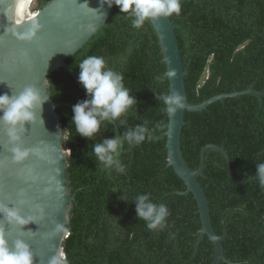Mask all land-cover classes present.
<instances>
[{
	"label": "trees",
	"instance_id": "1",
	"mask_svg": "<svg viewBox=\"0 0 264 264\" xmlns=\"http://www.w3.org/2000/svg\"><path fill=\"white\" fill-rule=\"evenodd\" d=\"M52 0H35L39 9ZM133 14L115 5L98 33L67 61L79 74L87 56H102L109 68L124 75L136 104L118 120L106 122L94 137L75 132L72 105L90 99L86 91L61 67L49 76V90L67 129L71 154L67 179L75 194L64 251L69 264H213L214 246L208 236L195 243L202 227L196 199L184 181L168 166L166 148L169 115L161 99L170 95L167 64L158 33L151 22L132 26ZM176 28L186 76L187 97L201 103L216 94L254 87L264 90V0H181ZM182 151L186 163L197 169L202 148L204 175L199 177L210 201L212 222L222 234L224 214L228 237L227 258L237 264H264V188L257 164L264 162V94H242L218 100L202 111H186ZM147 122L159 139L139 145L126 140L117 157L125 166L119 174L104 168L93 147L106 138L123 137ZM159 125V127H156ZM152 202L167 206L164 227L149 230L136 214V197L149 194ZM221 264H232L221 262Z\"/></svg>",
	"mask_w": 264,
	"mask_h": 264
},
{
	"label": "water",
	"instance_id": "2",
	"mask_svg": "<svg viewBox=\"0 0 264 264\" xmlns=\"http://www.w3.org/2000/svg\"><path fill=\"white\" fill-rule=\"evenodd\" d=\"M29 0L26 13L14 10L16 0H0V95H19L26 87L37 90L42 104L34 109L35 118L15 125L2 119L0 111V232L9 247L17 240L23 241L33 257V264H50L53 256L64 252V240L69 234L71 210L75 194L67 179L70 149L61 129V116L57 112L49 90V76L61 67L66 68L75 81L78 74L67 59L84 47L93 35L107 22L114 6L108 0H52L33 14ZM160 40L169 94L179 93L185 104L170 116L166 148L168 166H172L186 186L177 193H192L196 199L202 227L198 231L195 250L208 236L214 246L213 264L232 262L224 252L223 241L228 237L224 211L222 234H218L212 222L210 201L199 180L204 175L205 151L209 147L222 150L227 158L228 173L232 174L228 150L217 144L202 148L200 163L192 169L186 163L182 151V130L186 123V111H202L213 102L227 97L255 93L264 90L254 87L216 94L201 103H191L187 97L185 78L189 74L184 65L176 28L171 17L151 19ZM174 73V75H169ZM16 137V139H13ZM28 150L22 160H15L14 148ZM245 183L246 181H240ZM15 209L27 223L9 220L2 209Z\"/></svg>",
	"mask_w": 264,
	"mask_h": 264
},
{
	"label": "clouds",
	"instance_id": "3",
	"mask_svg": "<svg viewBox=\"0 0 264 264\" xmlns=\"http://www.w3.org/2000/svg\"><path fill=\"white\" fill-rule=\"evenodd\" d=\"M30 5V13L37 12ZM110 6L113 0H108ZM120 7L121 12L133 14L132 26L140 28L145 21L163 17H171L173 14L179 16L181 12V0H114ZM40 9V8H39ZM79 82L86 89L90 99H84L72 105L71 123L75 126V132L87 138H92L99 132L106 122L118 120L126 115L136 104L134 96L130 95V89L125 86L124 75L107 66L102 56L90 55L79 64ZM169 75H174L170 73ZM161 99L165 105V111L172 116L178 108H184L183 98L179 93L162 95ZM42 98L36 89L26 87L19 95L10 97L7 94L0 95V111L3 112L2 119L12 125L18 122L31 121L35 118L34 109L42 104ZM188 111V110H187ZM186 115V113H185ZM186 121V120H185ZM156 127H159L157 125ZM68 131L65 129L64 140H68ZM159 139L154 136L147 127V122L129 129L123 137L117 135L106 138L101 143L94 145L92 151L104 168L112 169L119 174L125 172V166L117 158L123 147V141L130 145H139L145 141ZM16 139V137H13ZM71 154V149H67ZM14 159L19 161L28 155V150L19 147L13 149ZM257 176L259 185L264 188V162L257 164ZM136 214L147 222L149 230H156L165 225L166 218L170 215L167 206L163 203L157 205L152 202L149 194H142L136 198ZM9 220H15L24 224L27 221L21 218L15 209H2ZM0 264H33V257L28 246L17 240L13 247H9L3 232H0ZM50 264H69L64 252H58L52 257Z\"/></svg>",
	"mask_w": 264,
	"mask_h": 264
},
{
	"label": "bare ground",
	"instance_id": "4",
	"mask_svg": "<svg viewBox=\"0 0 264 264\" xmlns=\"http://www.w3.org/2000/svg\"><path fill=\"white\" fill-rule=\"evenodd\" d=\"M29 0H16V4L14 6V10L17 11V13H26L27 6H28Z\"/></svg>",
	"mask_w": 264,
	"mask_h": 264
},
{
	"label": "rangeland",
	"instance_id": "5",
	"mask_svg": "<svg viewBox=\"0 0 264 264\" xmlns=\"http://www.w3.org/2000/svg\"><path fill=\"white\" fill-rule=\"evenodd\" d=\"M29 2V1H28Z\"/></svg>",
	"mask_w": 264,
	"mask_h": 264
}]
</instances>
